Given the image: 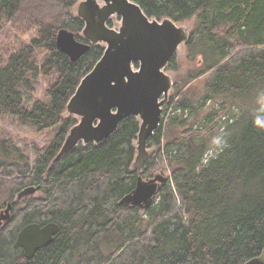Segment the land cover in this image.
<instances>
[{
	"label": "trees",
	"instance_id": "1",
	"mask_svg": "<svg viewBox=\"0 0 264 264\" xmlns=\"http://www.w3.org/2000/svg\"><path fill=\"white\" fill-rule=\"evenodd\" d=\"M42 1L0 0V29L7 22L38 28L37 36L0 66V114L14 115L37 131L57 127L53 142L33 163L0 140V179L11 181L15 191L3 205L12 207L0 227V264H243L258 255L264 248V0H133L149 18L180 22L196 15L199 31L210 38L207 54L215 56L199 71L210 73L204 98L248 102L227 125L223 147L206 162L210 141L204 135L189 133L162 147L160 124L148 141L156 152L140 170L133 168L139 130L133 116L100 143H79L51 164L77 122L64 115L66 104L104 45H91L71 61L55 39L66 28L87 42L74 10L80 0H53L39 12ZM198 33L193 29L188 35L190 50L199 43ZM223 33L241 44L231 47ZM39 52L45 53L40 63ZM166 69H176L174 57ZM54 74L48 103L26 107L21 90ZM173 108L186 105L177 101ZM164 161L173 163L172 172L148 208L119 203L139 175L152 177ZM28 186L39 189L17 199ZM31 222H55L59 231L26 258L13 243L18 229Z\"/></svg>",
	"mask_w": 264,
	"mask_h": 264
},
{
	"label": "water",
	"instance_id": "2",
	"mask_svg": "<svg viewBox=\"0 0 264 264\" xmlns=\"http://www.w3.org/2000/svg\"><path fill=\"white\" fill-rule=\"evenodd\" d=\"M76 15L84 22L79 41L75 34L62 28L56 35L57 48L71 61L85 54L91 45L103 44L104 51L85 74L66 104V112L76 117L51 164L79 143H100L112 135L121 121L131 116L139 121L133 168L140 170L149 159L148 140L158 129L162 106L172 79L165 71L178 47L188 39V29L169 17L149 18L133 0H80ZM119 17V27L108 25L112 16ZM138 63L135 67L134 64ZM169 176L160 172L144 179L137 177L134 188L120 204L148 208ZM39 186H28L17 199L37 193ZM12 204L0 209V227L9 221ZM59 225L35 222L18 229L13 247L21 248L26 258L50 242ZM243 264H264V248Z\"/></svg>",
	"mask_w": 264,
	"mask_h": 264
},
{
	"label": "rangeland",
	"instance_id": "3",
	"mask_svg": "<svg viewBox=\"0 0 264 264\" xmlns=\"http://www.w3.org/2000/svg\"><path fill=\"white\" fill-rule=\"evenodd\" d=\"M53 2V0H43L42 4L44 6H41L38 10L40 5H36V10L39 12L41 9L46 11L45 5L48 6L53 4ZM48 11L50 13L49 9ZM119 20V17L112 16L110 20L112 22L111 26L118 28ZM176 23L185 26L189 34L193 29L199 32V43L194 50H190L185 43L181 44L174 55L176 69H165L166 73L170 75L173 84L162 106V119L160 122L163 129L162 147L166 142L170 141L180 143L186 139L189 133L202 134L205 139L210 141L209 149L203 159V162H206L223 147L227 125L246 109L248 102H245L244 99L231 101L215 96L208 99L204 98L209 94L206 83L210 73L199 75V71L209 63L210 59L215 57L207 54L211 48L210 38L199 31L200 21L196 15H193L188 20ZM37 33L38 28L28 25L27 22L21 23L19 26L18 24L5 23L3 28L0 29V66H4L8 56L21 46L28 44L32 37L37 36ZM224 36L231 47L241 44L235 36H228L227 34H224ZM44 55V52L38 53V63L42 61ZM55 77V74L50 77L39 76L32 81V90L22 89L25 106L30 107L33 102L38 100L48 103L49 98L46 90ZM171 99H173L172 102L170 101ZM177 101H179L180 105L184 103L186 108L174 110L173 105ZM64 115L67 116L69 114L65 112ZM56 128L37 131L31 126L21 124L14 115L0 114V140L8 141L16 146L21 153L26 155L30 163H33L53 142ZM148 152L150 158L156 152L155 146H148ZM172 166L173 163L164 161L163 167L154 172L170 176ZM3 183H5L4 190L0 192L1 209H3V205L10 195L15 193L12 190L13 183L11 181L0 179V184Z\"/></svg>",
	"mask_w": 264,
	"mask_h": 264
},
{
	"label": "bare ground",
	"instance_id": "4",
	"mask_svg": "<svg viewBox=\"0 0 264 264\" xmlns=\"http://www.w3.org/2000/svg\"><path fill=\"white\" fill-rule=\"evenodd\" d=\"M149 141V140H148Z\"/></svg>",
	"mask_w": 264,
	"mask_h": 264
}]
</instances>
